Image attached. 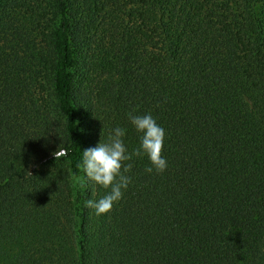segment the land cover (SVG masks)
Instances as JSON below:
<instances>
[{"label": "trees", "instance_id": "obj_1", "mask_svg": "<svg viewBox=\"0 0 264 264\" xmlns=\"http://www.w3.org/2000/svg\"><path fill=\"white\" fill-rule=\"evenodd\" d=\"M129 112L168 167L96 216L82 152ZM0 264H264V0H0Z\"/></svg>", "mask_w": 264, "mask_h": 264}, {"label": "clouds", "instance_id": "obj_2", "mask_svg": "<svg viewBox=\"0 0 264 264\" xmlns=\"http://www.w3.org/2000/svg\"><path fill=\"white\" fill-rule=\"evenodd\" d=\"M132 127L140 133L139 146L129 152L124 137L127 129L121 126L113 127L107 140H101L93 147L82 152L80 167L83 171V181H92L108 191L97 199L88 198L83 206L93 211L96 216L109 212L114 203L120 201L124 191L131 183V176L127 175L133 167L134 157L146 156L149 166L147 173H161L168 167L166 158L162 155L165 140V130L157 123L151 113H128ZM102 135V133H101ZM67 147L61 145L52 153L56 160L66 156ZM127 162V163H126Z\"/></svg>", "mask_w": 264, "mask_h": 264}, {"label": "rangeland", "instance_id": "obj_3", "mask_svg": "<svg viewBox=\"0 0 264 264\" xmlns=\"http://www.w3.org/2000/svg\"><path fill=\"white\" fill-rule=\"evenodd\" d=\"M102 30V29H101ZM100 32L98 33V37L100 36ZM98 73H96V78H97V80H95V83L93 84V86H92V84H91V86H89V88H90V90H94V88H96L101 82H102V80H101V77L99 76V71H102V68H101V66H100V64L98 65ZM104 78V77H103ZM49 92V91H48ZM48 92H46V89L44 90V95L47 97V95H48V99H50V100H52V98H51V96H50V94H45V93H48ZM36 97H37V94H36ZM9 250H10V252H12V253H17L19 250H18V248L16 247V246H14L13 244H10L9 245Z\"/></svg>", "mask_w": 264, "mask_h": 264}]
</instances>
